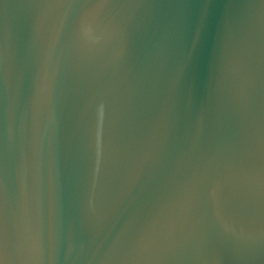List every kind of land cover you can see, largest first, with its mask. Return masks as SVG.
<instances>
[{"label":"water","instance_id":"95a60500","mask_svg":"<svg viewBox=\"0 0 264 264\" xmlns=\"http://www.w3.org/2000/svg\"><path fill=\"white\" fill-rule=\"evenodd\" d=\"M0 264H264V0H0Z\"/></svg>","mask_w":264,"mask_h":264}]
</instances>
